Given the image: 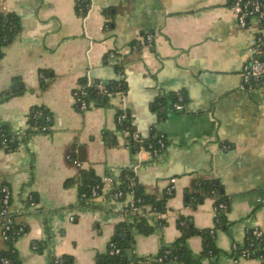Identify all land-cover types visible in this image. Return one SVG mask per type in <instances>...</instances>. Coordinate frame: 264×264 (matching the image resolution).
<instances>
[{"label": "crops", "instance_id": "crops-1", "mask_svg": "<svg viewBox=\"0 0 264 264\" xmlns=\"http://www.w3.org/2000/svg\"><path fill=\"white\" fill-rule=\"evenodd\" d=\"M3 2L0 10L15 14L17 24L0 57V126L24 130L37 106L48 108L53 120L50 132L31 133L14 151L0 146V186L11 187L13 215L27 227L12 242L0 218V248L12 244L19 264H50L52 255L64 254L73 257L71 264H99L116 225L126 219L123 203L113 183L105 182L93 205L80 206L78 186L64 181L78 179L81 167L104 178L131 166L146 193L161 199L174 191L164 213L149 212L167 224L136 235L137 255L155 254L163 241H174L180 215L198 228L212 227L217 196L197 183L216 181L230 208L228 227L216 231L221 252L212 264H263L236 258L232 250L249 228L264 232V86L241 88L254 21L240 27L232 0H92L85 16L77 14L75 0ZM14 78L24 92L3 100ZM83 78L102 84L123 79L135 130L148 136L155 127L168 140L166 150L157 157L145 149L131 152L116 122L118 94L107 105L78 107L75 90ZM174 93L184 98L182 110L170 104ZM163 97L169 108L160 117L155 105ZM199 192L196 205L187 203L188 194ZM31 194L38 197L33 205ZM34 241L46 246L39 251ZM188 243L201 252L200 235Z\"/></svg>", "mask_w": 264, "mask_h": 264}, {"label": "trees", "instance_id": "trees-1", "mask_svg": "<svg viewBox=\"0 0 264 264\" xmlns=\"http://www.w3.org/2000/svg\"><path fill=\"white\" fill-rule=\"evenodd\" d=\"M92 0H75V10L77 14L85 16L88 13V9L91 6ZM17 24L16 15L8 13L4 10H0V57L3 55L2 47L6 45L13 37L15 26ZM116 69L122 71L123 67L117 63ZM47 76L48 74L43 71ZM46 80L42 79V86H45ZM22 80L20 78H14L12 85L5 91L3 100L11 98L16 95H20L24 92L22 87ZM81 87L75 90V97L77 98V106L81 107L82 102L87 103V108L91 106L107 105L109 99L116 96L119 91L126 92L125 81L123 79L113 80L107 84H102L100 81L89 82L86 78L81 80ZM171 105L175 107L176 103L183 104L184 98L182 95L174 93L171 96ZM169 102L166 98H160L156 101V108L160 117H165ZM183 109V108H182ZM180 109V110H182ZM126 117L121 122L118 121V117L123 110L118 109L116 114L117 126L120 130L126 131L127 145L133 154L138 153L142 149L149 152L153 151V148L159 149V154H162L168 145V140L164 134H159L155 127L151 128L148 136L140 134V139H136L134 134L138 131L135 130L133 124V117L126 110ZM46 115H51V120H46ZM52 113L44 106H37L33 108L29 115L27 122L35 125V127L29 128L26 133L29 136L31 133L41 132L42 126L49 125L50 129L46 133L51 131L52 128ZM0 132L5 133L8 137L11 136L10 128L8 126H0ZM25 138L23 141H27ZM160 140L164 143L161 146ZM20 142L16 139L9 140L6 146H2L7 151H14L19 148ZM156 157V156H154ZM74 160V157L71 156ZM104 178L96 174L93 168L81 167L78 179L67 178L64 181L66 187L78 186L79 205L91 206L96 197H98L103 190ZM97 187V195L93 194V190ZM199 188H204L206 193L215 194L217 199L215 201V211L217 215L214 216V225L212 227L198 228L194 225L190 216L180 215L177 220V228L180 232L179 236L172 242H162L157 253L151 255H137L133 252V257L130 260L127 255V250H135L136 235L138 234H150L157 229L164 227L167 224L165 218H157L149 215V212L164 213L166 210L167 198L174 194V191L165 193L161 199L148 194L144 191L138 182L137 172L134 167L125 166L121 167L118 175L114 178V189L112 193L116 191H122L123 196L121 200L128 198L129 194H132L130 206L142 207V212L135 214L132 218H126L124 221L119 222L116 225L115 232L111 237L108 247L105 253L99 255V264H204V259H209L210 263L216 261L221 249L216 242V231L221 228H227L229 225L227 219V212L230 208V200L222 194L221 187L216 181H201L197 183ZM33 200H38L37 194H31ZM203 198V194L194 193L188 194L187 203L196 205ZM30 202V200H27ZM220 204H224V207H220ZM149 207V209H147ZM20 223L16 222L15 216L13 218L12 228L8 233L11 241H15L21 235L27 231V227L24 232L19 231ZM254 227L249 228L246 232L245 238L242 242H234L233 246H236V251L233 253H242L244 250L249 252L248 258H259L264 264V234L258 236L254 233ZM193 235H200L202 238V250L196 255L190 248L188 240ZM37 244V250L41 251L46 246L45 241H34ZM232 246V247H233ZM0 252L6 255L12 260V264H19L20 260L16 249L10 245L8 249L0 248ZM57 256L52 255L50 257V264H57L55 258ZM61 258V264H71L73 257L68 254L58 256Z\"/></svg>", "mask_w": 264, "mask_h": 264}, {"label": "built area", "instance_id": "built-area-1", "mask_svg": "<svg viewBox=\"0 0 264 264\" xmlns=\"http://www.w3.org/2000/svg\"><path fill=\"white\" fill-rule=\"evenodd\" d=\"M1 2V8L5 9V4L3 0H0ZM232 9L235 11L237 20H238V25L242 28L247 27L251 24L252 21H254L257 30L254 33L251 42H250V59L245 63L243 66V71H242V83H241V88L242 89H252L256 87L257 85H263L264 86V0H232ZM91 10V6L88 9V12ZM145 40L147 42H152L153 40V35L152 34H147L145 36ZM137 45H133L134 49H137ZM115 53L111 52L110 56L115 57ZM41 78L44 80H47V76L41 72L40 73ZM118 95L121 98L122 106L120 107L123 110V113H121L118 117V121L121 122L123 118L126 117V110L127 108L125 107V93L122 91L118 92ZM82 109H87V103L82 102L81 103ZM175 107L177 109H182L183 104L181 103H176ZM46 120L50 121L51 120V115H46ZM35 127V125L29 124L27 122V125L24 130H13L10 128V133L11 136L8 137L5 133L0 132V144L2 146H6L9 140L16 139L20 142V145L25 144V141H23L25 138H28V135L26 131L31 128ZM50 129L49 125H44L42 126L41 132L46 133ZM126 133V131H124ZM134 137L136 139H140V133L136 132L134 134ZM161 146H164V143L160 140ZM151 155L158 156L159 154V149L158 148H153V151L150 152ZM80 165V163H78ZM114 178L112 176H106L104 177V182H112L114 185ZM97 187L96 186L93 190V194L97 195ZM114 197L116 199L121 200L120 198L123 196L122 191H116L113 193ZM30 200V204H35V201L33 200L32 195L28 197ZM132 199V194L130 193L128 198L125 200H121L123 205H122V214L124 215L125 218H132L135 214L141 213L142 212V207L139 206H130V202ZM11 203H12V190L11 187L7 184H3L0 186V218L4 219L3 222V235L4 237H9L8 233L12 228V223H13V211L11 209ZM220 207H224V204H220ZM217 215V212H214V216ZM157 218H161L160 215L157 216ZM71 219L74 220V216H71ZM26 225L24 223H20L19 231L25 230ZM254 233L258 236H261L264 234V232L259 228V227H254ZM33 247L36 249L37 244L34 243ZM233 251H236V246L232 247ZM249 252L244 250L242 253L237 254L236 258L239 257H246L248 258ZM55 262L57 264H61L62 260L61 258H58V256L55 258ZM0 264H12V260L7 257L6 255H3L0 252Z\"/></svg>", "mask_w": 264, "mask_h": 264}, {"label": "water", "instance_id": "water-1", "mask_svg": "<svg viewBox=\"0 0 264 264\" xmlns=\"http://www.w3.org/2000/svg\"><path fill=\"white\" fill-rule=\"evenodd\" d=\"M80 160L83 161L84 158H83V157H80ZM127 255H128L129 259L131 260L132 257H133V250H132V249H128V250H127Z\"/></svg>", "mask_w": 264, "mask_h": 264}]
</instances>
